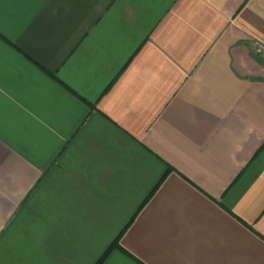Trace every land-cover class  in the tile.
<instances>
[{"label": "crops", "instance_id": "crops-1", "mask_svg": "<svg viewBox=\"0 0 264 264\" xmlns=\"http://www.w3.org/2000/svg\"><path fill=\"white\" fill-rule=\"evenodd\" d=\"M264 0H0V264H264Z\"/></svg>", "mask_w": 264, "mask_h": 264}, {"label": "trees", "instance_id": "trees-1", "mask_svg": "<svg viewBox=\"0 0 264 264\" xmlns=\"http://www.w3.org/2000/svg\"><path fill=\"white\" fill-rule=\"evenodd\" d=\"M118 240H119V235L114 239V241L110 244V246L106 249V251L103 253V255L98 259V261L95 264H101L104 258L107 256V254L110 252V250L113 247H119Z\"/></svg>", "mask_w": 264, "mask_h": 264}, {"label": "built area", "instance_id": "built-area-1", "mask_svg": "<svg viewBox=\"0 0 264 264\" xmlns=\"http://www.w3.org/2000/svg\"><path fill=\"white\" fill-rule=\"evenodd\" d=\"M253 51L255 54L260 55L264 60V45L261 43H256L254 45Z\"/></svg>", "mask_w": 264, "mask_h": 264}]
</instances>
